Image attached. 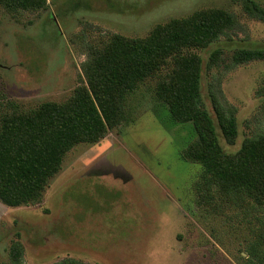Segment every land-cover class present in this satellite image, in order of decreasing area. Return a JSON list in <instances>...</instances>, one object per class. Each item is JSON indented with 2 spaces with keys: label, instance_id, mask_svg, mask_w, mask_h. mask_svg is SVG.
Segmentation results:
<instances>
[{
  "label": "rangeland",
  "instance_id": "374dc122",
  "mask_svg": "<svg viewBox=\"0 0 264 264\" xmlns=\"http://www.w3.org/2000/svg\"><path fill=\"white\" fill-rule=\"evenodd\" d=\"M241 1L46 0V11L14 18L0 8V112L12 104L24 110L66 101L84 84L86 44L109 33L143 37L157 24L200 9L229 11L241 26L230 40L195 51L204 59L217 46L264 47V23L248 18ZM255 1L264 6V0ZM203 73L208 110L207 86L218 76L224 100L236 109L235 145L220 138L233 153L244 138L264 130L258 113L264 98L255 96L264 82V61ZM155 82H143L126 97L129 123L66 153L39 203H0V264L9 263L14 241L23 247L24 264L65 258L87 264H240L246 258L247 244L263 233L260 212L247 213L218 196L199 203L200 167L181 156L194 130L190 123H172L166 106L155 100Z\"/></svg>",
  "mask_w": 264,
  "mask_h": 264
},
{
  "label": "trees",
  "instance_id": "16d2710c",
  "mask_svg": "<svg viewBox=\"0 0 264 264\" xmlns=\"http://www.w3.org/2000/svg\"><path fill=\"white\" fill-rule=\"evenodd\" d=\"M0 8L14 18L22 12L46 11L48 6L46 0H0ZM241 9L248 18L264 23V6L255 0H242ZM240 27L233 13L209 8L157 24L143 37L109 33L97 44H86L81 63L84 84L66 101H45L24 110L12 104L0 112V203L7 207L39 203L66 153L78 144H97L129 123L126 97L155 79V100L166 106L172 123H190L194 130L195 139L181 156L200 167L199 203L218 196L247 213L260 212L263 233L247 244L240 264H264V130L244 138L235 152H227L220 138L226 146L235 145L238 124L236 109L223 98L221 77H213L207 86L210 110L201 95L203 72H228L264 61V47L227 51L217 46L206 59L195 53L220 45L221 38L230 40ZM255 96L264 98V82ZM258 113L264 117V99ZM8 258V264H24L20 242L11 243ZM53 264L87 263L65 258Z\"/></svg>",
  "mask_w": 264,
  "mask_h": 264
}]
</instances>
